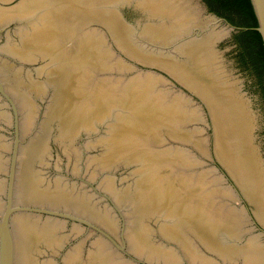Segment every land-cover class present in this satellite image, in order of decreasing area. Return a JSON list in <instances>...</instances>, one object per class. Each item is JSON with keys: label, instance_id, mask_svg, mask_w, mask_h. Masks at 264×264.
<instances>
[{"label": "water", "instance_id": "water-1", "mask_svg": "<svg viewBox=\"0 0 264 264\" xmlns=\"http://www.w3.org/2000/svg\"><path fill=\"white\" fill-rule=\"evenodd\" d=\"M241 29L206 0H0V195L264 212V88Z\"/></svg>", "mask_w": 264, "mask_h": 264}, {"label": "trees", "instance_id": "trees-1", "mask_svg": "<svg viewBox=\"0 0 264 264\" xmlns=\"http://www.w3.org/2000/svg\"><path fill=\"white\" fill-rule=\"evenodd\" d=\"M211 10L227 18L232 24L242 27L235 34V42L242 51L239 53L246 66L251 65L259 74L264 88V42L256 29V17L251 0H206Z\"/></svg>", "mask_w": 264, "mask_h": 264}]
</instances>
